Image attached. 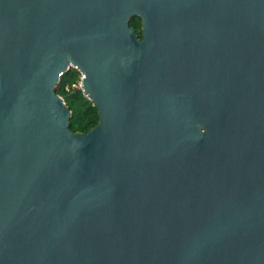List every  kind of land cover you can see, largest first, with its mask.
I'll return each mask as SVG.
<instances>
[{"label": "water", "instance_id": "water-1", "mask_svg": "<svg viewBox=\"0 0 264 264\" xmlns=\"http://www.w3.org/2000/svg\"><path fill=\"white\" fill-rule=\"evenodd\" d=\"M0 264H264V0H0Z\"/></svg>", "mask_w": 264, "mask_h": 264}, {"label": "trees", "instance_id": "trees-1", "mask_svg": "<svg viewBox=\"0 0 264 264\" xmlns=\"http://www.w3.org/2000/svg\"><path fill=\"white\" fill-rule=\"evenodd\" d=\"M129 25L134 28L137 37H142L141 19L138 16H132ZM79 72L74 68H69L60 75L59 82L55 87V92L62 96L64 104L68 107L70 116L68 127L74 132H87L94 127L99 116L97 109L92 101L85 97L79 89L73 88L65 91L64 86L77 82Z\"/></svg>", "mask_w": 264, "mask_h": 264}, {"label": "built area", "instance_id": "built-area-1", "mask_svg": "<svg viewBox=\"0 0 264 264\" xmlns=\"http://www.w3.org/2000/svg\"><path fill=\"white\" fill-rule=\"evenodd\" d=\"M69 68L76 69L79 72V78H78L77 82L72 83L70 85H65L64 86L65 91H69L70 89L76 88V89H79L85 97H87V95H86V93H85V91H84V89L82 87L83 73L76 66H74V65H71L70 64L69 67H68V69ZM62 100H63V98H62Z\"/></svg>", "mask_w": 264, "mask_h": 264}]
</instances>
